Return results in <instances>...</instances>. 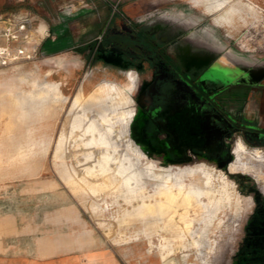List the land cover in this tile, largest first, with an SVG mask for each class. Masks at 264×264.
<instances>
[{"label":"rangeland","instance_id":"obj_1","mask_svg":"<svg viewBox=\"0 0 264 264\" xmlns=\"http://www.w3.org/2000/svg\"><path fill=\"white\" fill-rule=\"evenodd\" d=\"M89 1L0 0V14L20 13L0 15V47L11 57L25 50L8 64L0 53V248L104 246L122 264H264V137L238 131L227 154L171 158L148 130L155 71L83 31L115 13L116 29L136 19L202 61L214 53L212 75L238 93L224 103L264 126L252 118L260 90L250 87L264 82V0H101L110 7L101 15ZM71 3L87 10L70 44L55 46L42 22L57 25ZM24 19L32 25L16 40ZM100 84L128 87L99 97Z\"/></svg>","mask_w":264,"mask_h":264},{"label":"flooded vegetation","instance_id":"obj_2","mask_svg":"<svg viewBox=\"0 0 264 264\" xmlns=\"http://www.w3.org/2000/svg\"><path fill=\"white\" fill-rule=\"evenodd\" d=\"M114 14L94 23V38L100 47H112L121 59L138 61L139 68L155 71L157 88L148 130L171 158L227 154L238 131L264 137V126L227 110L222 100L227 86L212 75L219 71L212 61L214 53L202 61L198 54L185 52L184 46L174 47L175 39L163 38L152 24L136 19L116 29Z\"/></svg>","mask_w":264,"mask_h":264},{"label":"crops","instance_id":"obj_3","mask_svg":"<svg viewBox=\"0 0 264 264\" xmlns=\"http://www.w3.org/2000/svg\"><path fill=\"white\" fill-rule=\"evenodd\" d=\"M83 2V1H81ZM94 0L89 1V5H93ZM97 3V2H96ZM97 4H101V9L95 10L97 13L104 14V10H108L106 5L98 0ZM96 4V6H97ZM86 6V5H85ZM66 8L63 10V18L59 23L53 26H50L48 22H42L44 24V31H54L55 35L53 38H48L47 41L52 42L55 46L57 45H66L70 44L72 41V31L70 25L75 20V17L81 13H84L87 9H81L80 7H75L74 3L66 4ZM0 15L11 16V15H20V13H1ZM67 19H65V18ZM83 31H88L89 29H93L94 21H88L84 25ZM41 27V26H40ZM41 30V29H40ZM61 31V33H58ZM48 33V32H47ZM58 33V34H57ZM64 33V34H63ZM61 36H60V35ZM59 35V39L57 38ZM70 40V41H69ZM255 91L260 90V93L257 94V110L252 111L253 119L260 121L264 120V82L261 85L251 84L250 86ZM259 87H261L259 89ZM238 94L234 93H223V97L226 99L225 95L232 96ZM252 94V91H250ZM226 104V103H225ZM227 110L231 114H235L239 116L236 112H234L227 104ZM242 111V109H241ZM247 112V111H246ZM251 113V112H250ZM242 112L240 113V115ZM249 119L246 115L244 116ZM252 119V120H253ZM250 120V119H249ZM0 264H122L119 255L111 248L99 246V247H83V248H71L65 251H55L51 253H40L39 249H16V248H0Z\"/></svg>","mask_w":264,"mask_h":264},{"label":"built area","instance_id":"obj_4","mask_svg":"<svg viewBox=\"0 0 264 264\" xmlns=\"http://www.w3.org/2000/svg\"><path fill=\"white\" fill-rule=\"evenodd\" d=\"M31 25H32V22L30 19H24L20 21L18 24H16L17 26L16 32L12 34V38L18 40V38L21 37L24 31H26L29 27H31ZM9 31L11 30L9 29ZM5 35L7 36V38H9L10 36L8 32H6ZM0 53L3 54L2 64H8V62H10L12 59H17L19 57V54H25V50L21 48L18 51V55L11 57L12 52L9 50V47L1 46Z\"/></svg>","mask_w":264,"mask_h":264},{"label":"bare ground","instance_id":"obj_5","mask_svg":"<svg viewBox=\"0 0 264 264\" xmlns=\"http://www.w3.org/2000/svg\"><path fill=\"white\" fill-rule=\"evenodd\" d=\"M1 24V23H0ZM105 83V82H104ZM134 84V83H133ZM128 85H124V87H122L121 85H116V87L112 88L109 87L107 84H100L98 89H96L98 91V96L102 97L105 96L106 94H118V95H124L126 94L125 88H127ZM111 165V164H110ZM112 167V166H111ZM122 168V167H121ZM115 169V168H114ZM198 176V175H197ZM126 179V178H125ZM179 181V180H178ZM185 182V181H184ZM165 186V185H164ZM173 186V185H172ZM197 188V187H196ZM177 189V188H176ZM175 189V190H176ZM180 189V188H179ZM178 190V189H177ZM178 192V191H177ZM191 192V191H190ZM176 193V192H175ZM162 194V193H161ZM161 196V195H160ZM171 196V195H170ZM183 197V196H182ZM164 198V197H163ZM194 198V197H193ZM168 199V198H167ZM181 199V198H180ZM196 199V198H195ZM167 202V201H165ZM172 204V203H171ZM189 204V202H188ZM201 206V205H200ZM188 213V212H187Z\"/></svg>","mask_w":264,"mask_h":264}]
</instances>
